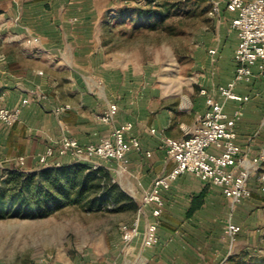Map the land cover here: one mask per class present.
Returning a JSON list of instances; mask_svg holds the SVG:
<instances>
[{
	"label": "crops",
	"instance_id": "1",
	"mask_svg": "<svg viewBox=\"0 0 264 264\" xmlns=\"http://www.w3.org/2000/svg\"><path fill=\"white\" fill-rule=\"evenodd\" d=\"M105 1L109 0H0V40L4 39L0 49L2 44L8 48L14 45L24 56L0 53V108L14 109L28 100L18 122L10 127L0 123V169L16 170L17 159L24 157V171H36L45 149L63 136L82 145L96 143L129 122L133 128L127 137L139 139V150L129 152L120 162L100 161L99 165L118 192L138 207L154 179L174 167L163 139L190 137L205 111L207 96L222 103L234 121L235 142L247 164L262 158L251 165L250 199L236 205L220 189L194 175L178 176L169 189L161 191L164 207L157 231L159 242L152 248L141 245L144 227L152 221L146 207L139 216L133 254H128L121 239L123 223L111 225L105 220V234L89 235L85 250L75 246L71 252L51 253L33 264H225L263 231L264 73L255 72L248 84H236L235 92L249 97L245 103L224 101L218 95L217 87L235 75L237 38L230 26L234 15L227 10L226 0H202L213 20L198 48L203 68L192 82L191 96L173 101L160 95L158 87L130 76L121 62L105 53L108 42L100 24ZM212 5L217 11L209 15ZM33 50L43 70L26 64V54ZM201 90L207 96L201 95ZM111 104L117 106V113L110 123H103L100 117ZM65 105L70 109L59 116L53 113ZM50 162L64 165L70 160L55 156ZM114 206L107 205L105 211ZM229 224L238 226L240 232L230 237Z\"/></svg>",
	"mask_w": 264,
	"mask_h": 264
},
{
	"label": "rangeland",
	"instance_id": "2",
	"mask_svg": "<svg viewBox=\"0 0 264 264\" xmlns=\"http://www.w3.org/2000/svg\"><path fill=\"white\" fill-rule=\"evenodd\" d=\"M178 1V11L165 16L160 24L133 14L125 16L124 8L142 4L135 0L105 1L104 17L100 20L105 27V41L108 42L105 53H109L113 61L121 62L130 76L140 79L144 85L158 87L160 95L171 97L173 101L191 96L192 82L197 80L203 68L198 55L199 44L213 24L207 15L206 1ZM2 40L3 36L0 42ZM2 45L0 53L21 56V50L14 45L9 48ZM34 51L26 54V64L43 70L33 56ZM262 173L264 175V171ZM8 174L9 170L0 169V201L4 209L10 203ZM9 205L8 214L0 218V264H33L38 258L51 253L71 252L75 246L79 251L85 250L90 242L87 241L89 235L93 234L96 238L105 234V220L111 225L128 224V221L130 224L137 215V207L135 210L129 205L110 211H105V206L100 210H88L79 205L63 208L46 217L24 216L20 213L26 207L14 215L12 211L18 202L13 200ZM262 227V233L254 236L251 245L228 257L225 264H264ZM99 243L101 241L95 242ZM134 251L133 245L128 254Z\"/></svg>",
	"mask_w": 264,
	"mask_h": 264
},
{
	"label": "built area",
	"instance_id": "3",
	"mask_svg": "<svg viewBox=\"0 0 264 264\" xmlns=\"http://www.w3.org/2000/svg\"><path fill=\"white\" fill-rule=\"evenodd\" d=\"M226 8L234 15L230 26L237 38L233 54L235 75L234 79L218 86L217 93L224 101L242 104L247 102L249 97L237 94L236 84H248L255 72L264 73V0H226ZM216 11V5H212L209 15ZM28 42L30 43L29 40ZM209 53L212 54L213 51ZM200 94L207 96L205 90H201ZM27 103L28 100L24 99L20 107L0 108V123L8 127L14 125L19 121L21 107ZM69 109L68 105L61 106L55 108L53 113L59 116ZM116 113L117 106L109 105L100 117L101 122L110 123ZM132 128V123H125L114 128L108 137L86 145L63 136L54 145L48 146L39 157V169L61 166L51 164L50 160L55 156L67 157L70 163L85 164L91 171L100 168V161L120 162L129 152L140 148L138 138L127 137ZM151 133H154V130H151ZM235 140L234 121L228 118L224 105L207 96L205 111L195 124L190 137L181 140L163 139L166 154L174 161V167L167 175L154 179L150 191L141 198L133 222L120 225L119 231L126 249L133 246L134 239L139 234V216L146 207L150 209L152 221L147 222L144 227L141 245L144 248H152L158 244L157 231L164 207L161 191L169 189L171 182L180 175L192 174L202 183L220 189L223 196L234 205L250 199L248 181L251 165H256L262 157L253 159L248 165L242 155V148ZM24 166L25 158L19 157L16 170L25 172ZM227 232L233 237L240 232V228L229 224Z\"/></svg>",
	"mask_w": 264,
	"mask_h": 264
},
{
	"label": "trees",
	"instance_id": "4",
	"mask_svg": "<svg viewBox=\"0 0 264 264\" xmlns=\"http://www.w3.org/2000/svg\"><path fill=\"white\" fill-rule=\"evenodd\" d=\"M135 1L142 4L134 8H124L122 11L125 16L133 14L146 21L156 20L154 22L157 24L163 23L165 16L176 13L180 6L178 0ZM8 181L11 192L9 204L13 200L18 202L12 211L14 215L20 213L24 207L26 209L20 214L37 217H46L63 208L79 205L88 210H100L112 203L115 204V210L126 208L124 205H129L131 209L136 208L129 198L118 192L117 186L111 183L100 168L91 171L82 163H68L32 172L10 170ZM9 204L4 209L0 201V218L8 214L6 212L10 209ZM24 210L32 213L28 214Z\"/></svg>",
	"mask_w": 264,
	"mask_h": 264
}]
</instances>
